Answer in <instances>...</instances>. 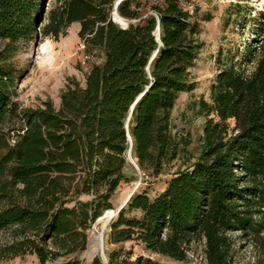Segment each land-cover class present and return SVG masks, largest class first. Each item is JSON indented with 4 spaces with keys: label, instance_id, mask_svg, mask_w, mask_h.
Segmentation results:
<instances>
[{
    "label": "trees",
    "instance_id": "1",
    "mask_svg": "<svg viewBox=\"0 0 264 264\" xmlns=\"http://www.w3.org/2000/svg\"><path fill=\"white\" fill-rule=\"evenodd\" d=\"M163 1L152 5L158 21L141 13L148 1L122 0L120 15L134 19L123 28L110 17L112 0H60L45 33L58 37L80 22L78 35L103 50L105 59L92 65L84 85L69 84L59 105L48 99L19 108L8 60L13 45L35 30L37 5L0 0V264L27 252L42 264H81L76 253L87 248L89 227L115 208L112 197L130 177L128 132L146 174L159 176L187 154L190 140L175 134L172 114L180 93L195 86L191 68L203 42L196 15L181 0ZM159 22L160 41L153 32ZM261 40L241 59L219 52L210 98L197 102L206 116L197 157L183 160L157 195L135 191L112 220L110 242L135 241L180 261L196 243L206 264H233L230 232L255 230V207L264 201ZM16 117L10 139L5 126ZM118 257L109 252L107 264ZM91 264L104 263L95 256ZM132 264L160 263L138 255Z\"/></svg>",
    "mask_w": 264,
    "mask_h": 264
},
{
    "label": "rangeland",
    "instance_id": "2",
    "mask_svg": "<svg viewBox=\"0 0 264 264\" xmlns=\"http://www.w3.org/2000/svg\"><path fill=\"white\" fill-rule=\"evenodd\" d=\"M144 1H148V3L141 8L143 16L154 12L152 5L157 4L154 0ZM59 3L60 0H36L37 8L32 12L36 21L35 30L31 36L20 39L13 45L14 50L8 63L15 71L16 87L13 100L19 108L23 106L38 107L48 99H52L56 105H59L62 91L69 84H73V81L84 85L86 73L92 65L102 63L105 59V53L100 48H91L86 45L85 51L80 50L79 43L82 41L78 35L81 27L80 22L69 24L64 32L59 33L58 37L45 33L44 26L50 21V12ZM112 3L111 18L115 10V0H112ZM181 3L199 20L200 33L198 37L203 42V47L191 68V78H193L195 86L191 91L180 93L172 114L175 134L190 140V144L187 146L188 152L179 160L172 162L169 168L167 167L159 176L144 173L134 162L130 161V166L126 168L130 177L116 189L112 197L115 208L110 209H117L126 196L133 191H146L149 196L157 195L165 189L167 180L183 160L187 163L195 160L200 150L206 119L205 114L198 109L197 102L201 98L206 100L210 98L211 84L220 68L217 61L219 52L225 50L226 58L229 55L236 56L238 54V58L241 59L242 55L248 56V51L252 52L251 50H254L255 46H260L261 39L264 37V0H181ZM123 18L126 19L128 25L131 20H134ZM117 23L121 25L119 22ZM259 24L263 26V29L261 26L258 27ZM48 45H51V50H53V61L51 64H43L41 55L43 49ZM3 46L4 43L1 42L0 48ZM84 52L92 54V59L84 60ZM255 64L256 61L248 66L254 67ZM17 122L18 118L16 117L9 120L5 126V131L11 133L10 139L16 133L11 127ZM134 161L137 162V158ZM87 197L88 195L81 196L83 199H87ZM116 216V214H111L99 222L95 220L88 229L89 243L92 232L102 230L106 220L112 221ZM253 216L256 229L250 234H243L239 230L230 232L233 238V264H264V201H259L256 205ZM109 232L110 227L106 229L105 233V254L91 255L84 251L77 252L76 257L81 264H91L95 256H100L103 263L107 264L109 252L113 250L119 252L115 264H132L138 255L155 259L160 264H206L202 245L196 243L190 251L189 258L180 261L168 255L148 251L142 244L135 241L110 242ZM5 239L7 237L4 235ZM61 259L63 257L58 260ZM52 263L53 261L48 260L43 264ZM1 264L42 263L37 255L27 252L11 257Z\"/></svg>",
    "mask_w": 264,
    "mask_h": 264
},
{
    "label": "bare ground",
    "instance_id": "3",
    "mask_svg": "<svg viewBox=\"0 0 264 264\" xmlns=\"http://www.w3.org/2000/svg\"><path fill=\"white\" fill-rule=\"evenodd\" d=\"M113 16L114 18L122 23L123 25H127V21L125 18H123L119 13L118 11L114 10L113 11ZM53 61V50H51V45H48L46 46L44 49H43V53L41 55V62L43 64H51ZM131 158L132 161L135 160L134 157V154L133 152H130V148L127 150V157ZM135 162V161H134ZM128 196V195H127ZM126 196V197H127ZM116 209H108L105 213V215H103L104 217L107 216H110L113 212H115ZM116 213V212H115ZM102 216V217H103ZM103 217V219H104ZM109 221L106 220V222L104 223L103 227H102V230H99L98 232H92L91 234V240H90V245H89V253L91 255H94L97 253H101V254H105L104 253V249H105V242H106V237H105V233H106V229L109 228ZM100 224V223H99ZM106 257V256H105Z\"/></svg>",
    "mask_w": 264,
    "mask_h": 264
},
{
    "label": "water",
    "instance_id": "4",
    "mask_svg": "<svg viewBox=\"0 0 264 264\" xmlns=\"http://www.w3.org/2000/svg\"><path fill=\"white\" fill-rule=\"evenodd\" d=\"M121 1L122 0H115V10L116 11H118V6H119V4L121 3ZM112 18L116 21V22H118L115 18H114V16H112ZM120 23V22H119ZM121 25H123L122 23H120ZM124 26H128V24L127 25H124ZM126 28V27H125ZM160 30H161V25H160V22L158 23V25H157V27H156V29L153 31L154 32V34L156 35V37H157V40L158 41H160V38H161V32H160ZM156 52L157 51H155L154 53H153V55H152V57H151V59H150V61L152 60V58L155 56V54H156ZM150 66H151V64L150 63H148V69H150ZM134 104H135V102L131 105V108H130V113H129V116L127 117V119L125 120V126L128 128V130H129V127H128V125H129V121H130V118H131V116H132V109H133V107H134ZM128 136H129V139H130V143H131V147H130V152H133V142H132V138H131V136H130V132H128ZM128 158V157H127ZM129 161H132L131 160V158H130V156H129ZM132 162H134V161H132ZM134 164L138 167V164H137V162H134ZM134 194V191L132 192V193H130L120 204H119V206H118V208L116 209V213L115 212H113L112 213V215H114V214H116V215H118L119 214V211L123 208V207H125L126 206V204L128 203V201L130 200V198L132 197V195ZM105 213H106V210H105V212L103 213V215H105ZM103 215H101V216H99L97 219H96V221L97 222H99V221H101L102 219H103ZM103 216V217H102ZM108 223H109V227H110V229H111V223H112V221L110 220V219H108ZM89 245H90V243H88V246H87V248L84 250V252H88L89 253ZM94 255H96V254H94Z\"/></svg>",
    "mask_w": 264,
    "mask_h": 264
},
{
    "label": "built area",
    "instance_id": "5",
    "mask_svg": "<svg viewBox=\"0 0 264 264\" xmlns=\"http://www.w3.org/2000/svg\"><path fill=\"white\" fill-rule=\"evenodd\" d=\"M158 5L159 4H163V0H154ZM116 4V3H115ZM152 14H154V16L155 17H157V19H158V21H159V17H158V15H157V12H152ZM121 27H123V28H125V27H128V26H124V25H120ZM80 50H82V51H85L84 50V48L86 47V42H85V40L84 39H82V41H80ZM83 58H84V60H91L92 59V54H89V53H85L84 52V54H83Z\"/></svg>",
    "mask_w": 264,
    "mask_h": 264
}]
</instances>
